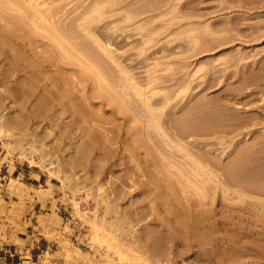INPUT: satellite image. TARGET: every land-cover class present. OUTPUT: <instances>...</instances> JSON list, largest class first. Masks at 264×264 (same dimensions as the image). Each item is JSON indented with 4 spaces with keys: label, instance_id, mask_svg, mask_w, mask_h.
Masks as SVG:
<instances>
[{
    "label": "rangeland",
    "instance_id": "obj_1",
    "mask_svg": "<svg viewBox=\"0 0 264 264\" xmlns=\"http://www.w3.org/2000/svg\"><path fill=\"white\" fill-rule=\"evenodd\" d=\"M45 200L39 264H264V0H0V235Z\"/></svg>",
    "mask_w": 264,
    "mask_h": 264
},
{
    "label": "crops",
    "instance_id": "obj_2",
    "mask_svg": "<svg viewBox=\"0 0 264 264\" xmlns=\"http://www.w3.org/2000/svg\"><path fill=\"white\" fill-rule=\"evenodd\" d=\"M26 206L33 213H25L0 235V264H39L44 252L59 246L58 233L66 223L58 219L52 205L45 200Z\"/></svg>",
    "mask_w": 264,
    "mask_h": 264
},
{
    "label": "bare ground",
    "instance_id": "obj_3",
    "mask_svg": "<svg viewBox=\"0 0 264 264\" xmlns=\"http://www.w3.org/2000/svg\"><path fill=\"white\" fill-rule=\"evenodd\" d=\"M236 167H238V166H236ZM238 170H239V167L235 170V172L237 171L238 172ZM241 172V171H240ZM241 173H244V172H241ZM241 173H236V174H238V175H240ZM247 174H246V172H245V175H243V176H246ZM242 176V175H241Z\"/></svg>",
    "mask_w": 264,
    "mask_h": 264
}]
</instances>
